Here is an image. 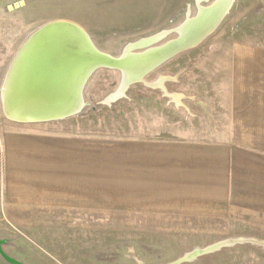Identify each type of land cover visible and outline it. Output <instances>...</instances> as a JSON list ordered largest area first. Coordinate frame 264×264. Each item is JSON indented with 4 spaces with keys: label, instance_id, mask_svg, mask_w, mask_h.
Segmentation results:
<instances>
[{
    "label": "crops",
    "instance_id": "obj_1",
    "mask_svg": "<svg viewBox=\"0 0 264 264\" xmlns=\"http://www.w3.org/2000/svg\"><path fill=\"white\" fill-rule=\"evenodd\" d=\"M203 41L137 81L153 114L129 112L126 139L0 121V203L188 219L264 215V43L238 37L208 49Z\"/></svg>",
    "mask_w": 264,
    "mask_h": 264
},
{
    "label": "rangeland",
    "instance_id": "obj_2",
    "mask_svg": "<svg viewBox=\"0 0 264 264\" xmlns=\"http://www.w3.org/2000/svg\"><path fill=\"white\" fill-rule=\"evenodd\" d=\"M214 1L0 0V121L19 130L46 128L65 136L131 137L128 117H151L153 108L146 97L140 99L143 93L138 89L147 92L143 82L130 84L109 101L122 78L121 72L112 68L101 67L91 74L84 87L85 106L75 115L45 122L9 119L2 108L1 89L19 47L42 24L65 19L82 26L104 52L115 56L129 48L141 52L176 39L178 33L169 30L179 29ZM238 37L264 43V0H233L229 12L201 44L208 48ZM156 39L159 41L146 45ZM114 163L126 162L120 159ZM118 192L126 195L125 183ZM123 201L127 202V197ZM108 207L114 206L59 208L0 203L2 247L25 264H165L197 248L229 241L181 264H264V215L238 211L230 219H188ZM0 264L11 263L0 254Z\"/></svg>",
    "mask_w": 264,
    "mask_h": 264
},
{
    "label": "water",
    "instance_id": "obj_3",
    "mask_svg": "<svg viewBox=\"0 0 264 264\" xmlns=\"http://www.w3.org/2000/svg\"><path fill=\"white\" fill-rule=\"evenodd\" d=\"M232 3L228 0H215L208 7L214 17L210 18L207 25L196 29L194 35L189 37V25L185 26L187 31H183L184 35L175 27L169 30L178 33L174 47L160 52L145 51V54L138 56L126 53L125 50L119 56L100 50L89 33L73 21H48L34 30L15 54L1 89L3 111L9 119L24 123L45 122L75 115L85 106L86 82L101 67L121 72L119 89L108 98L109 101L115 99L130 84L143 81L151 70L181 51L198 45L219 25ZM201 12L202 10L198 11L195 19L204 14ZM183 40H186L185 43ZM157 56L160 58L155 59ZM133 69H137L138 76H134ZM228 243L229 241H220L205 248H197L184 257L165 264H181L218 250ZM2 245L3 241L0 240V254L7 262L25 264L7 254Z\"/></svg>",
    "mask_w": 264,
    "mask_h": 264
},
{
    "label": "bare ground",
    "instance_id": "obj_4",
    "mask_svg": "<svg viewBox=\"0 0 264 264\" xmlns=\"http://www.w3.org/2000/svg\"><path fill=\"white\" fill-rule=\"evenodd\" d=\"M227 1V0H226ZM228 1H230V2H233L232 0H228ZM211 6V5H210ZM202 10V12L201 13H203L204 12V14L203 15H200V17L198 18V19H195V18H193V19H187L186 20V23L184 24H182L180 27H179V29L178 30H180L179 32H182V35H184V32L183 31H187V29H185V26H187V25H189L190 27H191V34H190V36L189 37H191L192 35H194V33H195V30L196 29H201V27H203L204 25H207L208 23H209V21H210V18H213L214 17V14L213 13H210V8H205V9H200V11ZM186 37V36H185ZM188 37V38H189ZM187 38V39H188ZM156 42V41H159V39H156V40H150V41H147L146 42V45H148V44H150V43H152V42ZM184 41V43H185V41L186 40H183ZM144 42V41H143ZM176 42H177V40H175V39H173V40H171V41H169V43L167 42V43H165V44H161V45H159V46H151L149 49H146V50H144V51H141V52H136V51H133V50H129V49H127V52L126 53H129V54H133L134 56H138V55H140V54H145V51L146 52H148V51H153V50H155V52H160V51H164L166 48H171L172 46L174 47L175 46V44H176ZM145 44V43H144ZM153 44V43H152ZM163 45H165V46H163ZM164 56V54L162 55V57ZM158 58H160V56H157L155 59H158ZM136 70L137 69H133V71H135V73H134V76H136L137 75V72H136ZM138 76V75H137Z\"/></svg>",
    "mask_w": 264,
    "mask_h": 264
}]
</instances>
